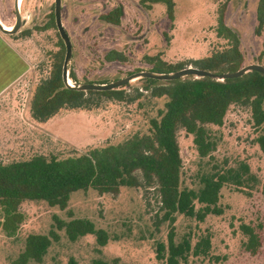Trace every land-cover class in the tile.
Instances as JSON below:
<instances>
[{"label": "rangeland", "instance_id": "1", "mask_svg": "<svg viewBox=\"0 0 264 264\" xmlns=\"http://www.w3.org/2000/svg\"><path fill=\"white\" fill-rule=\"evenodd\" d=\"M14 2L0 0V24L10 28L15 24ZM174 2L171 23L162 3L148 10L140 0H61V22L71 42L68 69L75 72L79 85L108 84L149 71L152 65L146 57L176 64L205 57L224 46L213 28L216 10L225 0ZM257 2L230 0L226 7L225 23L241 36L242 67L264 66V30L259 36L254 32ZM53 4L54 0H21L19 14L26 23L17 33L7 36L27 60L29 71L0 97L2 163L66 150L84 153L92 147L116 144L135 133L146 132L148 118L163 105V99L152 100L146 95L133 103L103 100L90 110L63 109L45 123L34 122L29 116L31 95L38 81L48 75L54 55L61 49L57 29L45 27L54 11ZM116 7L123 10L119 25L100 19ZM110 51L121 53L125 61H106ZM130 84L127 91L141 87L138 79ZM211 130L217 140L213 162L234 166L243 161L264 181V157L255 142L258 133L246 106L232 105L222 126ZM177 140L182 184L194 187L207 159L198 157L192 136L179 131ZM219 205L222 214L209 215L201 223L177 216L176 240L190 232L193 243L204 235H209L211 241L207 256L189 257L186 264H264V195L260 187L242 191L225 186ZM20 211L24 221L17 233L6 237L0 232V264H16L25 238L48 234L54 226V215L64 221L88 219L96 228L105 230L110 240L98 253L93 236L70 242L63 231H58L60 239L48 249L43 262L28 264H67L70 258L78 264H89L94 258L108 262L117 259V264H164L155 259V246L157 242H167L168 226L160 221L159 197L152 189L122 188L115 196L98 195L89 189L73 193L64 210L44 202L25 201ZM241 225L253 228L258 235L255 254L244 247L246 236Z\"/></svg>", "mask_w": 264, "mask_h": 264}, {"label": "trees", "instance_id": "2", "mask_svg": "<svg viewBox=\"0 0 264 264\" xmlns=\"http://www.w3.org/2000/svg\"><path fill=\"white\" fill-rule=\"evenodd\" d=\"M229 1L218 6L213 28L216 38L224 42L223 47L205 57L176 64L146 57L147 63L152 65L149 71L167 74L188 65L214 74L239 70L243 64L241 36L225 23ZM140 3L148 10L162 3L168 20L174 22V0H140ZM122 16V8L116 7L100 19L117 26ZM255 18L254 32L259 36L264 30V0H258ZM45 27L56 29L53 13ZM59 45L61 49L54 55L48 75L38 81L31 95L29 116L34 122L45 123L63 109L90 110L103 100L133 103L146 95L152 100L163 99V105L148 118L146 132L135 133L116 144L92 147L84 153L66 150L65 153L35 154L26 159L0 162V232L6 237L17 233L24 221L20 206L25 201L44 202L49 207L64 210L71 195L79 191L91 189L98 195L115 196L122 188L152 189L159 197L160 221L168 226L167 242L156 243L155 259L164 264H186L189 257L207 256L210 236H199L193 243V235L186 232L176 240V218L183 216L201 223L209 215H221L219 200L225 186L242 191L260 187L264 195V181L250 171L247 163L241 161L228 166L213 162L217 140L211 130V127L222 126L232 105L246 106L258 133L255 142L264 157V74L252 71L223 81L193 76L171 81L141 78L138 79L141 87L131 91L126 90L132 87L130 83L110 91H79L62 81L65 48L61 39ZM105 60L124 62L125 58L121 53L110 51ZM68 78L75 85L79 84L71 69H68ZM179 131L192 136L198 157L207 159L194 187L184 186L181 181ZM52 219L54 226L48 234H30L25 238L16 264L42 263L48 249L59 241L58 231H63L70 242L93 236L98 253L110 240L105 230L96 228L88 219L64 221L55 215ZM240 229L246 236L245 249L255 254L258 235L247 225H241ZM67 264L78 263L70 258ZM89 264H117V259L108 262L94 258Z\"/></svg>", "mask_w": 264, "mask_h": 264}, {"label": "water", "instance_id": "3", "mask_svg": "<svg viewBox=\"0 0 264 264\" xmlns=\"http://www.w3.org/2000/svg\"><path fill=\"white\" fill-rule=\"evenodd\" d=\"M53 7H54L53 14H54L55 27L57 29L59 37L62 40L64 44V48H65V54H64L63 64H62V81L67 87L75 88L79 91H110L115 88L124 86L130 83L131 81H134L136 79H141V78L155 79V80H160V81H171V80L183 78L186 76H193L194 78L208 77L215 81H223L224 79H234V78L242 77L246 73L252 72V71H256V72L264 74V66L258 65V64L244 66L235 72H227L223 74H214V73H210V72L189 66L181 70H178L172 73H167V74L166 73L158 74V73H154L151 71H141V72L130 74L129 76L123 79L116 80L108 84L69 85L68 84V64L71 58V42L61 22V0H54ZM14 13H15V24L12 26L11 30H6L0 24V32L2 34L13 35L17 33L22 26L25 25L26 19L22 18L19 14L18 0H15L14 2Z\"/></svg>", "mask_w": 264, "mask_h": 264}, {"label": "crops", "instance_id": "4", "mask_svg": "<svg viewBox=\"0 0 264 264\" xmlns=\"http://www.w3.org/2000/svg\"><path fill=\"white\" fill-rule=\"evenodd\" d=\"M29 71V64L7 36L0 33V97Z\"/></svg>", "mask_w": 264, "mask_h": 264}, {"label": "bare ground", "instance_id": "5", "mask_svg": "<svg viewBox=\"0 0 264 264\" xmlns=\"http://www.w3.org/2000/svg\"><path fill=\"white\" fill-rule=\"evenodd\" d=\"M20 1H21V0H18V8H19V3H20ZM1 25H2V24H1ZM2 26H3V25H2ZM3 27H4L5 29L7 28V27H5V26H3ZM6 30H11V28H10V29H6ZM68 84L71 85L69 79H68Z\"/></svg>", "mask_w": 264, "mask_h": 264}, {"label": "flooded vegetation", "instance_id": "6", "mask_svg": "<svg viewBox=\"0 0 264 264\" xmlns=\"http://www.w3.org/2000/svg\"><path fill=\"white\" fill-rule=\"evenodd\" d=\"M4 26V25H3ZM5 27H7L6 29H10V27H8V26H5Z\"/></svg>", "mask_w": 264, "mask_h": 264}]
</instances>
